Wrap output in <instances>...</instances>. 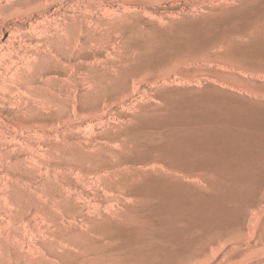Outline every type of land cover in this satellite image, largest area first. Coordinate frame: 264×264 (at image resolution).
<instances>
[{
    "label": "rangeland",
    "instance_id": "374dc122",
    "mask_svg": "<svg viewBox=\"0 0 264 264\" xmlns=\"http://www.w3.org/2000/svg\"><path fill=\"white\" fill-rule=\"evenodd\" d=\"M54 1L0 0V264H264V0Z\"/></svg>",
    "mask_w": 264,
    "mask_h": 264
},
{
    "label": "bare ground",
    "instance_id": "6f19581e",
    "mask_svg": "<svg viewBox=\"0 0 264 264\" xmlns=\"http://www.w3.org/2000/svg\"><path fill=\"white\" fill-rule=\"evenodd\" d=\"M53 1V0H52ZM56 1V0H55ZM54 1V2H55ZM20 3V2H19ZM5 10V8H0V12H2V11H4ZM6 14V13H5ZM65 39V40H64ZM62 40H64V42L65 43H67L68 45H75L76 46V33L73 31V33H72V36L70 35V33L67 31L66 32V35H65V37L62 39ZM59 46V45H58ZM56 47V48H59V47ZM55 50H57V53H58V49H55ZM59 50H61V49H59ZM76 51V50H75ZM74 52V51H73ZM61 54L60 55H63V57L65 56V55H67V54H69V51H65V49H62V51L60 52ZM70 53H72V52H70ZM72 56H74V54H72ZM74 57H76V56H74ZM73 57V58H74ZM58 58H60V56L58 57ZM69 59H71V58H69ZM69 78V77H68ZM71 82V81H70ZM73 82V81H72ZM58 83V82H57ZM56 85V84H55ZM64 88V87H63ZM62 90V89H61ZM67 90V89H66ZM68 91V90H67ZM62 92V91H61ZM59 93V92H58ZM58 93H56V95L58 94ZM65 93H66V91H65ZM70 93V92H69ZM71 94V93H70ZM55 95V96H56ZM58 96V95H57ZM60 96V95H59ZM67 96H68V94H67ZM67 96H65V97H67ZM54 97V96H53ZM63 97V96H62ZM73 97V96H72ZM71 96H70V98H72ZM57 98V97H56ZM64 98V97H63ZM69 98V97H68ZM69 98V99H70ZM53 99V98H52ZM54 99H55V97H54ZM72 99H74V98H72ZM62 100V99H61ZM68 100V99H67ZM64 101V100H63ZM54 231V230H53ZM55 237V236H54ZM186 245V244H185ZM60 249V248H59ZM42 250V249H41ZM64 250V249H63ZM50 260V259H49ZM85 261V260H84ZM61 262H63V261H61ZM83 264V263H82Z\"/></svg>",
    "mask_w": 264,
    "mask_h": 264
}]
</instances>
